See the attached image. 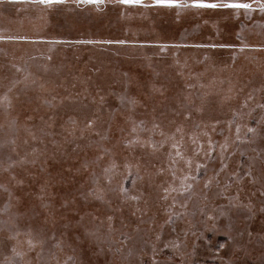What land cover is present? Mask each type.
Here are the masks:
<instances>
[{"label": "rangeland", "instance_id": "rangeland-1", "mask_svg": "<svg viewBox=\"0 0 264 264\" xmlns=\"http://www.w3.org/2000/svg\"><path fill=\"white\" fill-rule=\"evenodd\" d=\"M15 1L0 0V264H264L257 0H206L252 5L232 13L150 11L168 19H144L148 36L168 35L147 38L185 39L190 31L198 39L188 42L208 50L166 55L156 61L157 82L150 76L128 92L108 73L56 78L62 53L112 51L78 45L93 44L85 41L139 43L144 37L133 33L147 10ZM82 26L104 32L80 39ZM53 40L74 45L63 52Z\"/></svg>", "mask_w": 264, "mask_h": 264}, {"label": "trees", "instance_id": "trees-1", "mask_svg": "<svg viewBox=\"0 0 264 264\" xmlns=\"http://www.w3.org/2000/svg\"><path fill=\"white\" fill-rule=\"evenodd\" d=\"M8 0H4V2H6ZM13 1V0H12ZM17 2H33V0H16ZM15 1V2H16ZM185 1V0H181ZM188 3H186L187 5H189L187 8H194L191 6V0H187ZM190 1V2H189ZM217 1V0H216ZM66 2V0H65ZM206 2H210L213 3V1H206ZM145 4L148 5H152L150 7H143V6H139V5H125V6H132L133 9H141V10H147L148 13H146V16H142L143 19L145 20H149V19H153V18H157L160 19L161 18H166L168 19V15L163 16V14L161 16H156L152 13H150V11L152 10H157V9H162L166 10L169 8H175L178 11H183L184 9H181L182 7H167V6H156L153 5V0H144ZM222 3V2H219ZM257 6L260 4V2H257ZM72 4L78 5L81 7L85 6V4H91V3H77L76 1L73 2ZM113 4H120L118 2V0H108V2H105V0H103V3L101 4H91L94 5L96 7H94L96 9V13L102 12L100 11V9L102 7H106L108 5H113ZM43 5V4H41ZM123 5V4H120ZM256 5V4H255ZM185 8V9H187ZM202 9V8H201ZM205 9H209L211 10V8H205ZM220 11L225 10L224 8H217ZM236 11V9H232L229 10L227 13H232L231 11ZM233 11V12H234ZM145 12V11H144ZM225 13V14H227ZM223 14V15H225ZM229 15V14H228ZM230 18V17H229ZM156 20V19H153ZM142 25V23H140ZM81 29V37H79L80 39H92L91 37L87 36L90 35L92 33L95 34H100L103 31V29L97 28L95 30H90L88 28V26H82L80 27ZM180 30L178 29L179 33ZM112 35H121L123 34V30L120 33L117 30H114L112 32ZM160 33V32H159ZM164 34V36L162 34H156L159 36H163L162 38H158V36H148L150 34H148V32H146L145 29L143 28H136L135 32L133 33L135 35L136 38H140V37H144V39L141 40H136L139 43L136 44H132V43H125L124 44H120V41L125 39L123 37H117L120 39H115L118 40L116 43H109L107 44L106 42H93L91 40L85 41V43H93V44H78L79 46H83L85 49H91V50H101V51H105V50H112L110 53H101L100 56H96V57H86V56H82V57H76V58H72L69 59L68 54H64L62 53V56L65 59V61L62 60L61 63L64 64V71H62L61 73V78L60 81H64L68 79V76L66 74V72L70 75V73L75 76L78 74H83L84 75H93L92 79L95 78H100V75H103L105 73L108 74H115V78H117L118 81H120L118 84H116L115 86H125L127 92L129 91V89H131L132 86H136L137 88L139 87V85H143V83L148 82L149 77L151 76L153 78V82H157L158 78L160 77V71L162 66L157 65L156 61H166L169 59V57H171L172 55H175V53H180V52H192L190 50H208V49H203V48H199V47H204L202 44L203 42H188L191 39H198V38H194L193 37V33L189 31V35H186L188 38L185 39H177V38H170L168 37V40L166 41H154V39H149L147 37H153V38H157V39H163L164 37H166L167 31L164 29L163 32H161ZM86 34V35H85ZM241 35H237L236 36V40L239 41V37ZM233 37V36H231ZM108 38V37H107ZM78 39V40H80ZM243 39V38H242ZM241 39V40H242ZM12 40V39H9ZM93 40H96L93 38ZM103 40V39H102ZM228 40V39H227ZM82 41V40H80ZM220 41V40H217ZM165 42V43H163ZM215 42V41H213ZM74 43H81V42H74ZM197 43V45L199 46H194ZM165 44V45H164ZM169 44H175V45H169ZM185 44V45H183ZM189 44V45H186ZM239 44H244V43H239ZM52 47H57L59 48L61 51L63 52H68L70 51V46H73L74 44H70V42L66 43V42H62L60 40H53L51 41V43L49 44ZM132 45V46H130ZM191 45V46H190ZM120 46H124V49L130 48V49H135L133 51H127V52H120L117 50H120ZM170 46V47H169ZM234 49V48H232ZM211 49H209L210 51ZM235 50V49H234ZM137 51L141 52L140 54H137L136 56L133 55V53H135ZM153 51H157V52H153ZM241 52H246L244 50H240ZM37 57H43L44 61L46 60V57H49L48 53H36ZM132 54V55H131ZM169 54V57H166V55ZM87 55V54H84ZM94 55V54H93ZM93 59H97V63L93 62ZM89 60V62H88ZM84 62V63H83ZM88 63V64H85ZM57 63H55L53 65V67H56ZM117 73V74H116ZM81 76V75H79ZM110 87V85H109ZM129 88V89H128ZM109 89V88H108ZM90 90V89H87ZM120 95L119 94L116 98H115V102L122 100L120 99ZM79 97V94H78ZM133 99V98H132ZM131 99V100H132ZM121 103H118V106L123 105Z\"/></svg>", "mask_w": 264, "mask_h": 264}, {"label": "snow or ice", "instance_id": "snow-or-ice-1", "mask_svg": "<svg viewBox=\"0 0 264 264\" xmlns=\"http://www.w3.org/2000/svg\"><path fill=\"white\" fill-rule=\"evenodd\" d=\"M35 3L43 4V5H52V4H62L65 3V0H33ZM77 3H91V4H101L103 0H76ZM120 4L123 5H139L143 7H150L152 5H148L144 3V0H118ZM259 2V0H257ZM153 5L156 6H167V7H188L187 4H182L181 0H153ZM191 6L195 8H224V9H251L252 5L250 3H241V2H223V3H209L206 0H191ZM260 10L264 11V3L259 4ZM123 43V41H121ZM7 99V97H4ZM249 131H253V129H249ZM173 147H176L173 145ZM177 155H180L179 151H177ZM123 190V189H122ZM31 244V241H29Z\"/></svg>", "mask_w": 264, "mask_h": 264}, {"label": "crops", "instance_id": "crops-1", "mask_svg": "<svg viewBox=\"0 0 264 264\" xmlns=\"http://www.w3.org/2000/svg\"><path fill=\"white\" fill-rule=\"evenodd\" d=\"M163 43H165V42H163ZM61 66L63 67L64 66V64L63 63H61ZM57 67V66H56ZM56 67H54V68H56ZM110 76H109V78L110 79H112V78H115V74H109ZM67 76H68V74H67ZM60 78H61V75L58 77V78H56V80H59V82L58 83H62L61 81H60ZM47 79H50V80H47ZM52 79L53 78H51V73L50 74H47L46 76H45V78L44 79H42V82L44 83V84H46V85H52L53 83H51L52 82ZM95 79H97V78H95ZM82 80V84H83V78L81 79ZM64 82H66V80H64L63 81V83ZM82 86V85H81ZM139 86H143V85H139ZM146 86V85H145Z\"/></svg>", "mask_w": 264, "mask_h": 264}, {"label": "bare ground", "instance_id": "bare-ground-1", "mask_svg": "<svg viewBox=\"0 0 264 264\" xmlns=\"http://www.w3.org/2000/svg\"><path fill=\"white\" fill-rule=\"evenodd\" d=\"M143 21H144V19L141 18V19H140V23L143 22ZM222 22H223V21H221L220 23H222ZM140 23L137 25V28H138V27L144 28L145 26H147V24H145V25H141ZM148 25L152 26L151 23H148ZM252 40H260V39H252ZM241 133H242V130H239V131H237L236 133H234L233 135H234V137H238V135L241 134ZM232 138H233V137H232ZM181 145H182V146L187 145V141H182Z\"/></svg>", "mask_w": 264, "mask_h": 264}]
</instances>
